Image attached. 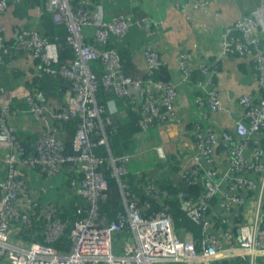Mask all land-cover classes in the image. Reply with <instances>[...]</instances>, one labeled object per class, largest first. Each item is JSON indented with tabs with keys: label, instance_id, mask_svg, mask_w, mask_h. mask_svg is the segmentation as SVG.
<instances>
[{
	"label": "built area",
	"instance_id": "2783aa9c",
	"mask_svg": "<svg viewBox=\"0 0 264 264\" xmlns=\"http://www.w3.org/2000/svg\"><path fill=\"white\" fill-rule=\"evenodd\" d=\"M90 1L48 0L54 21L67 27V43L74 53V59L59 66H55L59 63L56 43L36 30L14 28L12 48L30 54L39 63L38 75L62 77L70 87L57 105L29 85L25 103L43 128L30 151L11 122L14 105L7 102L0 107V167L6 169L0 181V264H264V151L252 140L254 133L264 130V49L258 21L244 15L225 28L221 56L252 60L260 99L253 101L248 94L239 98L241 119L234 133L209 130L194 122V168H181L175 174L187 185L201 186L199 195L189 192L188 200L184 197L187 217L201 229V237L196 239L192 232L176 229L166 203L169 191L157 186V179L138 172V179L146 182L144 192L163 206L158 212L148 213L149 205L131 196L130 186L122 184L133 155H112L106 127L115 125V116L125 110L115 99L106 105L97 99L103 87L106 93L125 100V107L141 115L140 127L147 134L155 125L175 118L178 85L155 79L163 62L152 47L145 49L146 80L127 76L123 57L112 44L125 38L133 21L124 15L107 19L100 4L82 6ZM21 3L0 0V11ZM91 29L90 36L87 31ZM10 53L0 28V64ZM178 60L185 80L189 79L193 55L182 51ZM95 67L101 68L100 77ZM201 70L206 77L203 88L208 108L220 112L223 104L215 84L216 68L206 63ZM3 91L0 87V98ZM204 106L203 98L199 108ZM75 119L70 153L67 143ZM101 146L109 152L107 158L98 154ZM155 151L161 159L166 158L164 143ZM218 152L225 157L226 170L201 171L200 165L214 163ZM105 161L123 196L124 212L115 220L100 213V202L107 198L108 190L101 168ZM61 176L65 183L59 185L60 196L55 199L46 198L48 187L35 186L39 180L50 184ZM79 198L86 205L79 206L75 219L69 215L63 221L60 213ZM65 234L67 248L56 247Z\"/></svg>",
	"mask_w": 264,
	"mask_h": 264
},
{
	"label": "crops",
	"instance_id": "0c3cea01",
	"mask_svg": "<svg viewBox=\"0 0 264 264\" xmlns=\"http://www.w3.org/2000/svg\"><path fill=\"white\" fill-rule=\"evenodd\" d=\"M22 2L21 5L11 4L5 12L0 11V28L3 29L7 45L11 48L8 61L0 64V87L4 89L0 100L2 104L9 102L14 105L11 122L17 127L19 134L38 139L43 128L28 112L25 103L30 85L28 83L38 73V62L30 54L12 48V44L16 26L36 30L46 36L43 15L48 11V0ZM96 4L103 6L107 19L124 15L133 21L125 38L122 41L114 40L112 44L121 55L130 57L131 77L146 80L145 49L152 47L158 51L163 66L170 73L169 82L178 85L175 118L168 123L155 125L146 134V139L150 142L147 143L148 148H155L161 143L169 144L168 163L161 165L150 149L149 155L138 163L137 168L138 171L152 174L154 179H158L155 177L166 171L179 184L182 181L175 177L177 171L181 168H194V142L191 138L193 123L200 122L204 128L217 132L234 133L235 125L241 119L239 98L248 94L250 99L258 101L261 97L252 60L221 56V42L225 28L244 15H251L259 23L258 34L264 49V0H92L82 3V6L88 8ZM87 34L91 36L92 29ZM182 51L193 55V61L189 65L191 75L186 80L178 60ZM206 63L211 64L217 71L215 84L223 104L220 112L210 111L205 99L203 82L206 77L201 65ZM203 98L205 106L199 108V101ZM51 100L54 104H60L59 100ZM252 140L264 151V130L254 133ZM138 151H141L140 146ZM220 153L214 158V163L203 162L200 165L201 171L226 170L225 157ZM64 183L65 178L61 176L50 184L39 180L35 186L48 187L46 198L55 199L60 196L59 185ZM213 213L215 214V210ZM232 226L233 222L230 223V227ZM236 234L239 235L237 229Z\"/></svg>",
	"mask_w": 264,
	"mask_h": 264
},
{
	"label": "trees",
	"instance_id": "16d2710c",
	"mask_svg": "<svg viewBox=\"0 0 264 264\" xmlns=\"http://www.w3.org/2000/svg\"><path fill=\"white\" fill-rule=\"evenodd\" d=\"M43 26L45 29L46 37L51 41L58 45L59 48V63L55 64V66H59L62 63L67 62L68 60L74 59V53L71 47L67 43L68 31L67 27L64 24L56 23L53 19L52 14L49 11H45L43 15ZM9 54L6 56V61H8ZM123 64H124V72L127 76H132V65L130 57L126 54L122 55ZM39 65V63H38ZM95 71L98 76H101V68L95 67ZM133 78V77H131ZM170 73L166 67L161 66V68L156 72L155 79L160 81L169 82L170 81ZM136 79V78H133ZM31 88H35L43 92L45 96V100L56 99L61 101L64 96L65 90L70 87V82L66 79H63L59 76H51L49 74L36 75L32 76L30 83H28ZM98 103L100 105H106L107 101L111 99H115L117 104L124 108V113H118L114 118L113 126L106 127V133L108 137V143L110 152L112 155L117 158L124 155H134L137 154L138 151V137L143 134L140 127V117L141 115L132 108L125 107V100H122L115 95L106 93L103 87H100L98 95H97ZM45 102V101H44ZM2 102L0 100V107ZM77 119L73 120L70 124V132L69 139L67 143V151L72 153L73 148L71 144L72 137L75 133ZM151 131V129H150ZM149 131V132H150ZM148 132V133H149ZM22 140L24 141V145L27 150H32L30 144L35 140L33 136H22ZM98 154L107 158L109 156V152L104 146H101L97 150ZM136 166V165H135ZM102 171L104 173L105 178L108 181V190H107V198L100 202V213L103 216H106L109 220H115L119 213L124 212V202L123 196L121 192V187L117 179L113 176V170L108 165L107 161H105L102 166ZM3 170H6L4 167H0V176L3 174ZM136 170V171H135ZM138 170L137 167H128V173L122 176L121 181L122 184H127L130 186L131 196L138 197L142 201V203H147L150 207L148 213L158 212L162 210L163 206L160 204H156L152 197L148 196L144 192L145 183L143 178L141 180L138 179ZM142 177L153 178L154 176L148 175L145 171ZM5 175V173H4ZM153 176V177H152ZM172 176H168L166 171H163L160 175L158 174V178L155 182L157 186L161 189H165L169 191L170 196L166 200V203L170 205L171 213L174 217L175 227L177 230H188L193 233L196 239L201 237V229L200 227L192 222L186 215V209H184V199L187 193H193L195 195H199L201 191L200 185H187L186 183H175V181L171 178ZM2 178H0L1 181ZM154 179V178H153ZM141 183V185H140ZM185 197V198H184ZM86 202L81 198L75 199L71 202L69 206V210H65V212L60 213V217L63 221L69 218L75 219L76 217L73 215L77 212L79 206H85ZM55 246L58 248L68 246V238L65 234L60 241L55 243ZM171 264H184V263H171ZM237 264V263H235Z\"/></svg>",
	"mask_w": 264,
	"mask_h": 264
},
{
	"label": "rangeland",
	"instance_id": "374dc122",
	"mask_svg": "<svg viewBox=\"0 0 264 264\" xmlns=\"http://www.w3.org/2000/svg\"><path fill=\"white\" fill-rule=\"evenodd\" d=\"M141 137V138H140ZM146 134H141L139 137H138V142H140V143H137V146H140L141 147V151H139V152H137V154H134L130 159H129V161H128V163H127V169H128V167L130 166H132V167H134V168H136V167H139V164L138 163H141V161H143V159L146 157V156H148L149 155V153H148V150H150V152H152V153H154L155 155H156V158L159 160V162H161V165H167V163H168V161H167V159H168V151H167V148H169V144L168 143H166V144H164V146H165V152H166V158L165 159H161L159 156H158V154H157V152L155 151V148L154 147H152V148H148V146L149 145H147V143H149L150 144V142H149V140H147L146 139ZM140 138V139H139ZM160 145V144H159ZM158 146V145H157ZM156 147V146H155ZM145 160V159H144ZM136 165V166H135ZM138 165V166H137ZM142 166H144L143 164H142ZM146 169H150V167L148 168V167H145ZM137 170H139L138 168H137ZM4 177V172H3V174L0 176V178H3Z\"/></svg>",
	"mask_w": 264,
	"mask_h": 264
},
{
	"label": "water",
	"instance_id": "95a60500",
	"mask_svg": "<svg viewBox=\"0 0 264 264\" xmlns=\"http://www.w3.org/2000/svg\"><path fill=\"white\" fill-rule=\"evenodd\" d=\"M184 209H186V207H184Z\"/></svg>",
	"mask_w": 264,
	"mask_h": 264
}]
</instances>
